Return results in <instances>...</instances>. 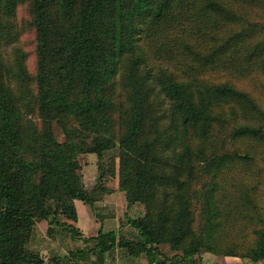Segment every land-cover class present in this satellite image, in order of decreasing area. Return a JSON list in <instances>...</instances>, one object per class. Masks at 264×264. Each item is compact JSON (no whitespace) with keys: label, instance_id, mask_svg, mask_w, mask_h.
<instances>
[{"label":"trees","instance_id":"trees-1","mask_svg":"<svg viewBox=\"0 0 264 264\" xmlns=\"http://www.w3.org/2000/svg\"><path fill=\"white\" fill-rule=\"evenodd\" d=\"M243 140L264 146V0H0V264H99L115 244L258 262L264 171ZM112 183L142 207L138 240L100 230L48 263L28 248L42 221L80 235L74 200Z\"/></svg>","mask_w":264,"mask_h":264},{"label":"crops","instance_id":"crops-1","mask_svg":"<svg viewBox=\"0 0 264 264\" xmlns=\"http://www.w3.org/2000/svg\"><path fill=\"white\" fill-rule=\"evenodd\" d=\"M89 162L90 160H88L85 163V165H81V174L83 176V180L86 188L92 190L95 188L96 174L92 175L91 164H88L89 167L88 165H86ZM85 169L89 173H91L90 175H92L89 183L87 182V178L89 175H86L87 177L83 175ZM111 187L113 189V192L109 194H104L98 201H95L92 205L86 204L81 200H74V206L77 214V221L74 223V226L81 232L80 235L79 234L74 235L72 233V237L74 238L73 241L76 243L77 246L70 247L68 246L67 243H61L64 244L65 246H68L67 249H64L65 253L64 252L59 253L57 249L56 251L58 253H54V254L51 253L52 254L50 255L51 257L44 251L40 250L39 248L40 246H38L36 250L37 251L40 250V254L46 257V259H51L52 257L55 256L71 255L70 254L71 250L84 248L83 243L81 244V246H79L81 241H86L85 239L88 237L97 236L100 230L104 232L113 231L116 235V240L118 238H127L135 241L138 240L139 237L137 235V231L135 229H132V227L128 223V218H134L140 215L142 212V207L135 204L128 207L125 198H124L125 201L123 200L124 204L120 205L119 200H121V197L123 198L124 196L122 195V192L117 190V186L114 183L111 184ZM35 227H37L38 229L37 231L39 232L38 233L35 229V231L37 232V236H40L42 240L54 241L57 242L59 245H60V238H62L65 230L68 231L67 235L71 234L70 233L71 231H69L68 228L66 229L59 227H51V230L49 232L47 231L48 225L44 221L37 223ZM117 250H121V252H124L123 254L126 257V260H128V264H148V261L150 259L149 257H152L150 253L149 254L141 253L138 256L128 255L123 247H119L116 244L114 245V247L110 249V255L111 256L114 255L115 251L117 253ZM157 257L158 256H155V259ZM199 259H200L199 264H264V258L256 263H246L245 261H243L242 259L236 256H217L214 254H212V256H209L207 255V253H201ZM173 260L184 261L178 257L173 258ZM185 260H188V262L190 261L189 264H196L191 258ZM153 263L159 264L156 261H154ZM99 264H107L106 258L103 260V262ZM161 264L164 263L162 262Z\"/></svg>","mask_w":264,"mask_h":264},{"label":"rangeland","instance_id":"rangeland-1","mask_svg":"<svg viewBox=\"0 0 264 264\" xmlns=\"http://www.w3.org/2000/svg\"><path fill=\"white\" fill-rule=\"evenodd\" d=\"M23 10H24V8L22 6H20L18 8L17 13H18L19 19L24 14L23 13ZM27 35L28 34L22 35L20 37V40H19V44H21L24 47V49H27V48L30 47L29 46V42L31 40V36H27ZM239 87H247L246 82H244V81L242 83L240 82L239 83ZM61 138L62 137H60V139ZM242 143H243L242 144V148L249 150L250 155H251V157L254 160L255 167L256 168H259V169L261 168L262 169V172H263L264 171V146L263 145H256V144H254L251 147H247L245 145L246 144V141L245 140H243ZM78 159H79L81 165H85V163L88 160H90V162L87 163L86 165L91 164L92 165V168H91L92 171H91V173H92V175L93 174L94 175L96 174V172H95V170H96V164H95L96 162H95V160L97 161V156L95 154H80V155H78ZM88 167H89V165H88ZM84 173H83L84 176L89 175L88 178H87V182L89 183L90 180H91L92 175H90L91 173H89L86 169L84 170ZM262 177H264V172L262 174ZM85 180H86V178H85ZM122 195H123V193H122ZM123 200H124V197L123 198L121 197V200H119L120 205H123L124 204V201L125 200L124 201ZM35 229H36V231L38 230L37 227H35ZM35 232H34V234L32 235V237L30 238V240L28 242V248L30 250H32V251H37L36 248L38 246H40L39 247L40 250L44 251L45 253H47L50 256V255H52L54 253H58L57 251H59V253H62V252L65 253V250L64 249H67L68 246H70V247L77 246L76 243L73 241L74 238L72 237V233L70 232L71 234L70 235H67V232H68L67 230H65L62 238H60V245L57 242H54V241H45V240H42V238L40 236H37V232L38 231L36 233ZM61 243H67L68 246H65L64 244H61ZM74 243H75V245H74ZM82 243L84 245L83 246L84 247L83 249H87V248L91 247L94 244L93 241H81V243L79 244V246H81ZM165 249H167V248L165 247ZM40 250L38 251L39 254H40ZM123 253L124 252H121V250H117V253L115 251L114 252V255L111 256V255L108 254L107 256H105L107 264H128V260H126V257L124 256ZM170 254H172V253L170 251H168L167 254H166L167 255L166 257H163L162 258V257H159L158 256L156 259H155V257L154 258L153 257H149L150 258L149 260L156 261L159 264L162 263V260H163V263L164 264H180V263L181 264H189L190 263V261L188 262V260H184V261L176 260L175 261V260H173V258L169 257ZM207 255L212 256L211 253H207ZM85 256H86V254L85 255H80L79 257H76V258H73V259L75 260V263L76 264H82V261H83L82 258L85 257ZM43 258H44L45 263H48V260L49 259H46V257H44V256H43ZM96 259H97L96 258V254H94V253L91 252L89 254V261H91L92 264H97L96 263Z\"/></svg>","mask_w":264,"mask_h":264}]
</instances>
